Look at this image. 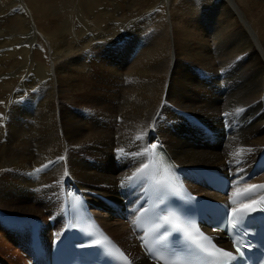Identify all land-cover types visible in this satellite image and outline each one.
<instances>
[{
    "label": "bare ground",
    "instance_id": "6f19581e",
    "mask_svg": "<svg viewBox=\"0 0 264 264\" xmlns=\"http://www.w3.org/2000/svg\"><path fill=\"white\" fill-rule=\"evenodd\" d=\"M21 1L30 9L20 14L25 26L20 17H7L10 2L0 4V39L9 40L11 61L26 50L27 34L28 45L35 37L46 47L30 57L25 53V63L0 65V155L11 157L0 158V183L13 182L10 190L0 188V208L6 213L34 217L53 211L48 217L54 218L56 204H62L61 184L72 179L92 208L107 217L109 205H117L116 184L126 182L144 162L145 148L155 140L166 146L189 181L202 169H224L225 162L239 160V168L249 169L264 149V0H171L169 17H152L150 25L145 10L151 0H122L124 5L71 0L61 9L72 25L61 30L44 19L52 10L49 0ZM107 5L123 10L116 15ZM98 6L104 9L99 12ZM135 20L139 27L110 38L105 33L91 43L86 35L95 31L88 24L109 21L114 27L115 21ZM142 43L153 44L141 51ZM134 53L135 61L124 65ZM237 108L244 111L237 114ZM225 113H230V135L210 145L197 124L218 130V117ZM24 140L36 145L32 156H26ZM237 151L240 156L234 155ZM49 161L56 163L42 167ZM36 177L43 181L35 195L29 179ZM55 182H60L56 199L49 189ZM192 188L201 189L197 183ZM101 223L133 264H150L124 224L106 218ZM5 226L0 245L8 248L4 240L9 236L22 250L24 231ZM12 257L23 264L16 254Z\"/></svg>",
    "mask_w": 264,
    "mask_h": 264
},
{
    "label": "rangeland",
    "instance_id": "374dc122",
    "mask_svg": "<svg viewBox=\"0 0 264 264\" xmlns=\"http://www.w3.org/2000/svg\"><path fill=\"white\" fill-rule=\"evenodd\" d=\"M48 1V0H47ZM51 1V2H50ZM59 2V0H49L48 1V3L46 4L47 5V7H51V12L49 13L48 11H46L45 12V20H47L46 22L48 23V24H56V25H59V30H61L60 28H64V27H67V26H71L72 24H71V21H70V19L69 18H66V11L64 12V10H65V8L64 9H61V7H62V5H63V7H65V5L66 6H69V4L71 3V0H62V1H60L62 4L60 5V3H58ZM85 1V0H84ZM109 1H111V3L112 4H114V5H124L123 4V2H122V0H109ZM140 1H143V0H140ZM193 0H185V2H192ZM195 1V0H194ZM193 1V2H194ZM198 0H196V2H197ZM10 2V3H9ZM13 2V3H12ZM56 3V4H54V3ZM82 2V4H81V6L83 5V1H81ZM4 3H9V4H7L9 7L8 8H10V10H7L8 11V18H21L22 20H23V23H24V19H23V17H21L20 16V14L22 13V12H25V11H27V10H29L30 11V9L28 8V6L25 4V3H23L21 0H0V4L1 5H5ZM50 3L52 4V5H54V6H56V7H54V6H52V5H50ZM65 3V4H64ZM105 3H107L106 1H105ZM12 4V5H11ZM172 6V2H171V0H151L150 1V4H149V6L146 8V10H145V13H148L149 15H148V19L146 20L147 21V23L150 25V20L152 21V17H154V18H160V17H162L163 15H166V16H168L169 17V8ZM14 7H17L16 8V10H15V8ZM62 7V8H63ZM14 8V9H13ZM59 8V9H58ZM18 9V10H17ZM97 9H99V12H101L104 8L103 7H100V6H98L97 7ZM105 9L106 10H108V12H115L116 13V15L118 14V13H121L122 12V10H120V11H117L116 10V7L115 6H113V5H107L106 7H105ZM63 10V11H62ZM183 10H185L184 8H183ZM70 11H72V10H70ZM181 10H179V11H177L176 10V13H178V14H180L181 12H180ZM11 12H14V16H10L9 14L11 13ZM56 12V13H55ZM16 13V14H15ZM47 13H48V15H47ZM59 13V14H58ZM29 14V13H28ZM50 14V15H49ZM51 14H53V16L51 15ZM57 16H56V15ZM55 15V16H54ZM64 15V16H63ZM50 17V18H49ZM59 17H62V18H59ZM64 18H66L65 19V22L64 23H62V25H60L61 24V22L64 20ZM29 19V18H28ZM27 19V20H28ZM44 19H38V21H42V20H44ZM50 19H53V21H51ZM62 19V20H61ZM105 19L106 20H108L109 19V17L108 16H106L105 17ZM12 20V19H11ZM50 20V21H49ZM57 20V21H56ZM57 23H56V22ZM67 21H69L68 23H66ZM89 22H91V20H89ZM129 22L130 21H128V22H126V21H115L114 22V27H115V29H113L114 27L113 26H111L112 24H111V22H109L108 21V23H100V25L98 26V27H95V26H92L91 24H88L87 26H89V27H91V29L93 30H95V31H89L88 33H86V35L89 37V36H91V43H92V41H95V40H98V39H100L101 37H102V35L103 34H105V33H108V35L107 36H109L108 38H110L111 36H112V34L114 35V36H116V35H118L119 34V32L120 31H122V32H124L123 30H129V29H133V28H135V27H139L140 25H141V23H139V20H135L132 24H129ZM136 22V23H135ZM66 23V24H65ZM69 24V25H68ZM107 26H106V25ZM128 24V25H127ZM55 25V26H56ZM149 25H146V27L147 26H149ZM24 26H25V23H24ZM77 26V25H76ZM106 26V27H105ZM110 26V27H109ZM132 26H134V27H132ZM36 27V26H35ZM111 27H113V28H111ZM118 27H120L119 29H118ZM96 28H100V29H97L96 30ZM108 30V31H106V30ZM117 29H118V31H117ZM151 29V28H150ZM63 30V29H62ZM75 30H76V28H75ZM64 31V30H63ZM100 31V32H99ZM112 31H113V33H112ZM104 32V33H103ZM122 32L120 33V35L122 34ZM90 33V34H89ZM93 33V34H92ZM97 33V34H96ZM111 33V34H110ZM60 36L62 37V33H61V31H60ZM97 35V36H96ZM96 37V38H95ZM30 37H29V35L27 34V36H25V42H26V44H25V48H26V50H24V48H22V50H21V52H19V53H17L16 54V56L15 57H13V59H12V61H14V63H17V62H21V63H25L26 61L24 60V55H25V53H26V55H28L29 57L30 56H33V53H34V51L37 49V48H39V50L41 51V52H43L44 50H45V44H44V41L41 39V38H39V39H35V37H32V39H31V44H29L28 45V43H29V41H30V39H29ZM70 38V40L71 41H73V36H70L69 37ZM87 39H90V38H87ZM116 39H118V37H116ZM39 41V42H38ZM41 41V42H40ZM3 42V43H2ZM6 42V43H5ZM23 42V41H22ZM28 42V43H27ZM2 43V44H1ZM34 43V45H32ZM106 43V42H105ZM4 44V45H3ZM153 44V43H152ZM152 44H147L146 46L142 43V48H141V51H144L145 50V47L147 48V47H150ZM5 45H7V46H5ZM101 45V44H100ZM144 45V46H143ZM144 47V48H143ZM9 40H7V39H4V40H2V39H0V65H12V64H14L12 61H11V58H10V56H9ZM6 51L5 53H7L6 54V56L4 57V56H2V55H4L3 53H4V51ZM3 51V52H2ZM28 53V54H27ZM3 57H4V59H5V61L3 60ZM135 53L132 55V57L130 58V60L128 61V62H126L124 65H126V66H129L130 64H132L134 61H135ZM7 59H8V61H7ZM9 62V63H8ZM184 63H186V62H184ZM99 75V74H98ZM103 83V80H99L97 83ZM14 91V90H13ZM198 94V93H197ZM94 96V95H93ZM93 96H90V98L92 99V100H94V97ZM117 123H118V121H117ZM24 142L26 143V141L24 140ZM31 145V146H30ZM32 145H35V144H33V143H26V150L28 151H26L25 152V154H26V156H32L34 153H35V150H36V145L35 146H33L32 147ZM0 148H1V146H0ZM32 148V149H31ZM34 148V149H33ZM32 152H30L29 150ZM1 150V149H0ZM33 150V151H32ZM9 155V154H8ZM3 156V159L4 158H6L7 157V154L5 153H3L2 155H0V158ZM5 156V157H4ZM7 158H11L10 156H8ZM56 160H59V162H60V157H59V159L57 158ZM55 162V161H54ZM58 162V163H59ZM51 164L52 163H47L46 165H47V167H51ZM208 169H215V168H213V167H208ZM15 179H17V180H20V177H15ZM36 180L34 181V182H32V178H30L29 179V182H30V184H31V187H30V189H31V191L33 192V194H35L36 195V192H37V188H38V184H41V182L43 181V180H40V179H38V177H36L35 178ZM6 182H8V183H6ZM6 182H2L1 181V183H0V188L2 189V190H10V186H12L13 184H10V183H13V182H11L9 179H7L6 180ZM59 183L60 182H55V183H53L52 184V186L49 188L51 191H54V199H56V198H58L59 197V190H58V186H59ZM3 185V186H2ZM9 185V186H8ZM15 185V184H14ZM3 187V188H2ZM46 188V185H43L40 189L43 191L44 189ZM56 209H57V204H56ZM43 209H40V211H42ZM53 211H43L41 214H38V215H33L34 217L36 216L37 218H43L44 219V217H47V216H49L51 213H52ZM0 213H4V215L8 218V219H10V216H9V214L10 215H13V216H16V217H31V216H28V215H23L22 213H20V214H17V213H14V212H7L6 213V211H4L2 208H0ZM44 213V214H43ZM100 215V217L102 218V219H105L106 218V220H109L110 222H114L113 220H111V219H109L108 217H105L104 215H102V214H99ZM0 217H3L2 215H0ZM105 217V218H104ZM6 220V219H5ZM115 223H117V222H115ZM118 224V223H117ZM3 229H6L7 230V228H6V226L4 225V224H2V221H0V237H2L3 235H2V231H3ZM7 241V240H6ZM5 240H4V242L5 243H9V245H8V248H6L5 246L3 247V246H1L0 245V260L1 261H3L5 264H15L14 263V257H12L13 255H17L18 256V254L16 253V249L14 250V248H15V243L14 242H12L11 241V238L8 236V241L6 242ZM14 244V245H13ZM19 257V256H18ZM20 258V257H19ZM21 259V258H20ZM12 260V261H11ZM24 264V263H23Z\"/></svg>",
    "mask_w": 264,
    "mask_h": 264
},
{
    "label": "snow or ice",
    "instance_id": "6c2138e0",
    "mask_svg": "<svg viewBox=\"0 0 264 264\" xmlns=\"http://www.w3.org/2000/svg\"><path fill=\"white\" fill-rule=\"evenodd\" d=\"M242 111H244V109L237 108L235 110V112L237 114L241 113ZM224 115L228 116V115H230V113H225ZM136 139L139 140V139H141V137L137 136ZM152 148L155 149L156 145H152ZM118 151L123 153V149H119ZM248 151H251V149H249ZM234 155L240 156L241 151H237ZM49 163H52V162L49 161ZM229 163H233V161H230ZM234 163L239 165L241 163V161L236 160V161H234ZM46 166L47 165H44L42 167H46ZM147 167L148 166L145 165V168H147ZM229 171L235 177V185H239L242 182L246 183L244 176L241 175V173L243 172L242 167L241 168H230ZM141 172H143V169H137V172H134L132 174V176L127 177L126 180L127 181L133 180ZM64 175L65 176L68 175L67 171H65ZM121 184H122V186H124L125 182L122 181ZM258 189H264V184L247 185V187H245L243 189H241L239 187H235V191L232 193V197L230 198V203L231 204H237V198L248 199ZM258 203H261V201L252 200L251 203L240 204L237 207L231 208L230 214L226 210L225 218L227 219L229 217V215L231 216V218H232L231 219V227L233 230H235L240 224H243L245 222V219L247 218L248 214L256 213L258 211V209L256 207V205ZM259 211L264 212V208L259 209ZM167 222H168L167 217H165V223H167ZM157 227H160V226L158 225ZM174 227L178 229L180 226L177 224ZM218 227H219V225H217V228ZM166 238H167L166 234H161L159 237V240L164 241V240H166ZM201 238L204 240H207V241H209V243H211V240H212L211 237L202 236ZM100 243H101V241H99V240L96 241V244H100ZM233 247L235 248V252L237 255H234L232 251L224 250L222 248L216 247L215 245H213L212 251L209 252V255L216 258L217 264H229V262L237 261L239 258L243 257V255H244V253L242 252V247H243L242 242L237 241L234 238ZM205 251H208V250L205 249ZM157 259H159V257H157Z\"/></svg>",
    "mask_w": 264,
    "mask_h": 264
}]
</instances>
